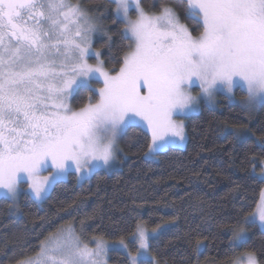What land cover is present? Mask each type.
<instances>
[{
	"label": "snow or ice",
	"instance_id": "snow-or-ice-1",
	"mask_svg": "<svg viewBox=\"0 0 264 264\" xmlns=\"http://www.w3.org/2000/svg\"><path fill=\"white\" fill-rule=\"evenodd\" d=\"M112 3L125 21L123 38L134 40L115 75L102 61L96 67L87 62L100 56L91 39L99 17L79 0H0V197L12 202L10 208L24 181V195L42 202L70 169L83 177L85 170L110 165L117 134L130 123L146 125L151 143L145 155L154 156L186 139L185 125L174 115L196 112L202 102L215 106L218 91L243 111L264 108V0H184V15L203 29L195 36L170 3L160 4L158 12L146 10L141 0ZM133 9L135 19L129 15ZM97 73L104 83L99 99L73 110L70 98ZM194 84L200 89L195 96ZM236 87L246 92L244 98L233 95ZM225 131L246 136L243 128ZM259 143L264 147V137ZM256 225L264 235V194L255 212L228 226L230 264H264V247L258 256L249 245V226ZM158 230L164 229L158 225L149 233L137 225L135 254L119 241L130 264H158L149 245ZM90 239L94 248L71 224L62 226L39 240L35 255L21 249L16 264H107L110 248L117 246L102 236ZM203 246L196 242L197 250Z\"/></svg>",
	"mask_w": 264,
	"mask_h": 264
},
{
	"label": "trees",
	"instance_id": "trees-1",
	"mask_svg": "<svg viewBox=\"0 0 264 264\" xmlns=\"http://www.w3.org/2000/svg\"><path fill=\"white\" fill-rule=\"evenodd\" d=\"M79 3L99 17L102 32L92 45L99 50L103 65L118 70L129 38H123L125 22L115 15V4L112 0ZM141 3L155 12L160 4L170 3L193 34L202 30L184 15V0ZM153 4L157 7L152 8ZM91 84L74 92L70 100L74 109L96 100L91 88L100 83ZM235 93L243 95L239 88ZM225 126L246 127L252 135L236 138L223 131ZM185 130L184 147H168L158 152L156 159H146L149 134L139 126H128L119 139L121 154L114 169L96 170L80 183L69 173L67 179L53 184L47 199L40 203L22 193L18 210L10 208V200L0 197V264H16L21 249L34 255L39 240L65 224H72L87 243L93 236L127 239L139 222L147 228L159 225L164 229L149 239L158 264L230 263L233 254L228 226L253 211L264 187V180L253 174V168L260 169L258 162L264 160V147L259 143L264 137V108L250 117L219 94L218 107L203 105L199 112L185 117ZM249 231V245L260 256L262 230L256 225L249 226ZM198 240L204 245L200 250L196 249ZM128 245L136 251L135 241H128ZM109 262L129 264L127 256L116 250L110 252Z\"/></svg>",
	"mask_w": 264,
	"mask_h": 264
},
{
	"label": "rangeland",
	"instance_id": "rangeland-1",
	"mask_svg": "<svg viewBox=\"0 0 264 264\" xmlns=\"http://www.w3.org/2000/svg\"><path fill=\"white\" fill-rule=\"evenodd\" d=\"M74 3H75V2H74ZM145 9H146V8H145ZM146 10H147V9H146ZM148 11H149V10H148ZM150 12H155V11H150ZM156 12H158V11H156ZM129 15H130V18H132V19H135V18H136V12L134 11V9H133V10H130ZM96 22H97V21H96ZM124 22H125V21H124ZM181 22H182V21H181ZM182 23H184V22H182ZM97 24H98V23H97ZM184 24H185V23H184ZM98 25H99V24H98ZM202 30H203V29H202ZM202 30H201V31H202ZM101 32H102V31H101V29H100V27H99V30L96 31V32H94V33L92 34V37H91V39H92V44H93V39H94V37H95L96 35L100 34ZM193 35H194V36H195V35H199V33H198V34H193ZM130 45L134 46V40H133V39L130 37V35H129V46H130ZM92 49H93L94 51H98V52H99V50L95 49V48L93 47V45H92ZM129 50H130V48H128L127 52H128ZM99 53H100V52H99ZM101 61H102V60H101L100 56H99V59H97L95 56H91V57H89V58L87 59L88 64H89V65H92L93 67L99 66ZM102 67H103V69H104L105 71L110 72L112 75H115V74L119 71V69L116 70V71L108 70L103 64H102ZM86 79L89 80V85H88L89 88H90L91 85H92V84H91L92 81H98V82L100 83V85H99L98 87L91 88V89L95 90V91H93V92H95V93L97 94L96 100L91 102V103H95V102L99 99V94H98L99 89H101V88L104 87L103 77L100 76L99 73H97L96 76H95V78H88V77H86ZM237 88H239V87H236V88L233 89V95L236 97V99H242V98H244V97L246 96V92L243 91V95H240V96H239V95H236L235 91H236ZM239 89H240V88H239ZM145 91H146V89H145ZM190 91H191L192 95H194V96H195V95H198L199 92H200V89H199L198 84H194V85L191 87ZM241 91H242V90H241ZM219 94L225 95V96L227 97V94H226L225 91H218V92L215 93V99H216V101H217V103H216L215 106H208V105H206V104H204V103L202 102V103H201V107H202L203 105H205V106H207V107H212V108H216V107H218ZM70 100H71V98H70ZM70 100H69V103H70ZM88 103H89V102H87L86 104H88ZM86 104H85V105H86ZM70 105H71V104H70ZM85 105H83L82 107H84ZM71 107H72V106H71ZM201 107H200V109H201ZM72 108H73V107H72ZM200 109H199L198 111H196V112H192V113L187 114V115H183V114H181V115H174L173 118H174L175 120L179 121V122H183V124L185 125V117H187V116H189V115H192V114H195V113L199 112ZM73 110H78V109H74V108H73ZM256 110H257V109H254V110H251V111H247V113H248V115H249L250 117H253L254 114H255V112H256ZM131 125L139 126V127L142 128L144 131H146V132L149 134V136H150V143H151V133L148 131L146 125H144V124H139V125H137L136 123H130L129 126H131ZM226 127H227V128H233V126H225V127L223 128V131H224V132H226V131H225V128H226ZM235 128H237V129H239V128H243V129L245 130V132H246V136H244V137H247V136H251V135H252V133L250 132V130H248V128H246V127H235ZM185 132H186V130H185ZM122 133H123V132H122ZM122 133H118V134H117V137H116V143H117V146H118V151H117V154H116V159H115L110 165H108V166H104V165H102V163H101L100 166L95 167L91 172H87V170H85V175H84L83 177H81L80 173H77V172L74 170V168H73V169H70V170L68 171V173L64 176V178L61 179V180H59V181H62V180L67 179L68 176H69V173H74L77 182L80 183V182H82L83 180L89 178V177L92 175V173H93L94 171H96V170H100V169H104V170H112V169H114L115 167H117V165H118V163H119V155L121 154L120 145H119V144H120L119 139H120V136H121ZM244 137H242V138H244ZM256 139H257V138H256ZM185 143H186V139H185L183 142H180V141L177 140V141L174 142V143H170L169 145H167L164 149H162V150H160V151H164V150H166L168 147H178V148H182V147L185 146ZM160 151H159V152H160ZM147 152H148V151H147ZM157 153H158V152H157ZM157 153H155L154 156H152V155H149V156L144 155V158H146V159H156V154H157ZM258 164H259V166H260V169H254V168H253V174H254L258 179H260V178H259V177H260V174H261L262 171H264V160H260V161L258 162ZM51 171H52V169L49 168V169L45 170L44 173H41V176H47V175H49V172H51ZM260 180H264V179H260ZM20 188H21V190H22V191H21V194L24 193V190H27V189H28V183H27L26 181L22 182V183L20 184ZM21 194H20V195H21ZM262 194H264V187L261 189V192H260V194H259V199H258V201H257V204L260 202ZM20 195H19V196H20ZM19 196H18V198H17V201H16V204H15V207H12V208H15V210H18V199H19ZM33 199H34V198H33ZM34 200H35V199H34ZM35 201H36V200H35ZM36 202H37V201H36ZM37 203H40V202H37ZM11 204H12V202H11ZM257 204H256V206H257ZM256 206H255V208L253 209L252 212H255V211H256ZM252 212H251V213H252ZM68 225H69V224H65V225H63V227H66V226H68ZM71 225H72V224H71ZM137 225H140L141 227L145 228L149 233H152V230H153V229H156V228H153V229H151V228H147V227H146L143 223H141V222H139ZM72 226H73V225H72ZM258 226H259V225H258ZM61 227H62V226H61ZM161 228H162V227H161ZM260 229H261V228H260ZM136 231H137V226H136V229H135V231L133 232V234H134ZM158 232H159V230H158ZM133 234H131L127 239H122V240H123L124 243L128 246V252H130V253H132V254H135L136 251H135V252H132V251L130 250L129 245H128V241H135L136 244H137V247L139 246V242H138V240L134 237ZM156 234H157V233H153L152 236H150V238L153 237V236H155ZM230 236H231V233H230ZM104 240H106V239H104ZM106 241L109 243V245H116V246H117V247H115V248H110V250H109V252H108V255H107V257H106V259H107V264H111V263L109 262V254H110V252L113 251V250H116V251L122 252V253H124V254L127 256V253L124 252V251H123L122 249H120V247H119V241H120V240H106ZM84 243H86V242H84ZM86 244H88V246L91 247V248H94V247H95V243L92 242L91 239H89V241H88ZM199 250H200V249H199ZM34 255H35V254H34ZM127 258H128V256H127ZM128 260H129V259H128ZM129 264H130V261H129ZM138 264H139V261H138ZM202 264H215V263H202ZM228 264H230V263H228Z\"/></svg>",
	"mask_w": 264,
	"mask_h": 264
},
{
	"label": "flooded vegetation",
	"instance_id": "flooded-vegetation-1",
	"mask_svg": "<svg viewBox=\"0 0 264 264\" xmlns=\"http://www.w3.org/2000/svg\"><path fill=\"white\" fill-rule=\"evenodd\" d=\"M45 171H42L41 173H44Z\"/></svg>",
	"mask_w": 264,
	"mask_h": 264
}]
</instances>
